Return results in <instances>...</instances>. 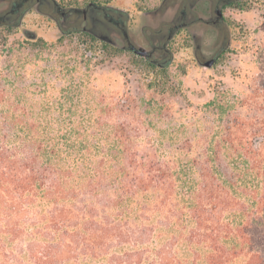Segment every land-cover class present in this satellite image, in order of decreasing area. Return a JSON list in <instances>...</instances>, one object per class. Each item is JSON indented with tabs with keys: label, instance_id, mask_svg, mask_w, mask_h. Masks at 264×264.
<instances>
[{
	"label": "trees",
	"instance_id": "1",
	"mask_svg": "<svg viewBox=\"0 0 264 264\" xmlns=\"http://www.w3.org/2000/svg\"><path fill=\"white\" fill-rule=\"evenodd\" d=\"M21 68L0 69V264H264V119L216 96L189 117L141 120L142 134L114 120L129 103L82 101V84L25 82Z\"/></svg>",
	"mask_w": 264,
	"mask_h": 264
},
{
	"label": "rangeland",
	"instance_id": "2",
	"mask_svg": "<svg viewBox=\"0 0 264 264\" xmlns=\"http://www.w3.org/2000/svg\"><path fill=\"white\" fill-rule=\"evenodd\" d=\"M56 2L63 12L71 8L82 11L89 0ZM95 2L122 19L113 22L115 28L112 21H91L94 29L88 30L95 40L77 34L64 36V31L82 29L86 24L64 21L59 12L42 13L35 5L23 13L16 26H0V69L22 66L25 82L40 84L44 80L56 89L70 86L74 80L82 84V95L77 96L82 101L94 102L104 95L106 102L130 104L131 109L116 113L114 120L139 124L142 134L152 131L141 125V120L189 117L216 96L234 106L232 114L264 119V0H239L223 8V30L206 23L212 18L211 4L197 2L192 8L197 21L174 32L163 48L166 52L155 49L165 39V31L159 34L156 30L180 18L179 0ZM9 7V1L0 0V13ZM127 42L150 54L147 58L156 64L168 65L165 69L148 67L143 57L128 49ZM210 59H214L213 65L203 66ZM64 65L71 68L67 75L53 72ZM85 86L94 88L92 93ZM50 94L60 96L57 91ZM147 102L153 109L146 107ZM161 103L167 109L157 111ZM165 126L158 124L157 128Z\"/></svg>",
	"mask_w": 264,
	"mask_h": 264
},
{
	"label": "flooded vegetation",
	"instance_id": "3",
	"mask_svg": "<svg viewBox=\"0 0 264 264\" xmlns=\"http://www.w3.org/2000/svg\"><path fill=\"white\" fill-rule=\"evenodd\" d=\"M7 1H9L10 7L9 9L0 13V24L8 22L10 24L14 23L16 26L15 22L19 21L23 13L27 9H29L32 5L37 6V9L40 12L42 13L45 12L46 14L49 15H54L53 13L58 15V12H61L59 17L64 21L70 20L71 23H73L74 21H79L78 18L76 19L70 18V14L60 11L57 4L53 3L52 0H7ZM163 1H167V0H163ZM179 1L180 4H179L178 13L181 15L180 18L179 17L176 18V20L172 23L165 25L163 24V26H161L158 30H156V33L159 32L163 33L165 31L162 34V37L165 36L164 38L166 37L167 39L170 38L174 34V32H176L180 28H183L185 26H190L195 21H197L196 18L192 17L193 16L192 8L193 5H195L197 2L201 0H179ZM205 1H208L212 6V18L208 20L206 23L211 24L218 30L221 29L223 30L222 24H224V22H223L222 9L230 5H233L239 0H205ZM95 9L96 8L94 6H89L81 11L82 17L80 20L81 22L86 24L85 27L83 28L84 30L94 29V26L92 27L90 22L94 21L95 19V17H92V13H94ZM104 22L107 23L110 21H104ZM113 22L118 23L117 21H112V25L114 24ZM112 25L109 26L111 27ZM115 26L116 25H113L112 27L115 28ZM94 32H96V30H94ZM101 38L104 39V36H101ZM128 44L129 43L127 42V46ZM158 48L159 46H157L155 49L158 50Z\"/></svg>",
	"mask_w": 264,
	"mask_h": 264
},
{
	"label": "water",
	"instance_id": "4",
	"mask_svg": "<svg viewBox=\"0 0 264 264\" xmlns=\"http://www.w3.org/2000/svg\"><path fill=\"white\" fill-rule=\"evenodd\" d=\"M100 39L105 40L103 38H100ZM128 49L132 53H134L135 55L140 56V57H143V58H147L148 55H149L146 51H144L141 48H137L136 46H134L131 43L128 44ZM213 63H214V59H210V60L206 61L203 66L211 67L213 65Z\"/></svg>",
	"mask_w": 264,
	"mask_h": 264
}]
</instances>
